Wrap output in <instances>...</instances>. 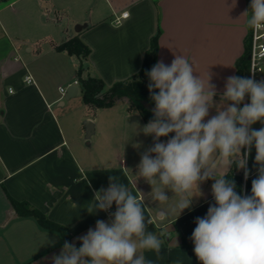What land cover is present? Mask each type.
Listing matches in <instances>:
<instances>
[{"label":"crops","instance_id":"0c3cea01","mask_svg":"<svg viewBox=\"0 0 264 264\" xmlns=\"http://www.w3.org/2000/svg\"><path fill=\"white\" fill-rule=\"evenodd\" d=\"M250 4L251 0L0 1V264H53L51 258L63 248L59 232L42 227L33 216L18 215L10 196L68 227L72 243L81 244L79 237L95 229L97 220L110 222L116 210L113 203L111 212H87L94 193L109 187L110 175L144 200L147 231L163 240L159 258L145 251L146 259L154 264H197L180 241L194 246L190 237L195 220L215 203L214 181L200 184L201 195L181 213L175 207L179 196L169 190V201H153L148 195L151 185L135 175L141 155L154 146L153 136L140 131L148 122L126 104L87 106L76 76L79 57L55 49V44L78 36L91 49L86 59L90 72L108 88L138 73L159 31L156 63L170 66L175 55L185 56L195 76L207 79L210 74L218 93L214 103L219 104L226 78L236 76L237 62L249 49L251 28L242 14L250 11ZM124 11L128 16L114 24V17ZM77 23L87 26L76 32ZM27 74L31 83L25 80ZM72 84L78 91L65 99L60 87L66 91ZM215 114L216 109H210L205 120ZM85 119L94 122L88 144ZM262 126L257 122L252 128ZM255 155L253 147L247 164L252 179L258 175ZM236 171L244 175L243 169ZM193 194L199 195L195 189ZM160 212L167 214L165 219L158 218Z\"/></svg>","mask_w":264,"mask_h":264},{"label":"clouds","instance_id":"9594fccd","mask_svg":"<svg viewBox=\"0 0 264 264\" xmlns=\"http://www.w3.org/2000/svg\"><path fill=\"white\" fill-rule=\"evenodd\" d=\"M242 16L248 17L249 28L264 27V0H251L250 11ZM194 71L188 58L175 55L170 66L158 61L146 72L154 118L142 128L136 126L153 136L154 146L141 155L135 175L151 185L148 195L153 201H169L166 190L179 196L175 207L180 213L201 195L199 185L213 180L215 203L196 218L190 237L196 258L200 264H264V126L252 128L257 122L264 125V80L229 76L215 104L218 93L210 74L204 79ZM246 97L250 103H244ZM212 108L216 114L205 120ZM170 133L175 135L160 141ZM253 147L258 175L251 194L241 195L227 173L235 166L244 170L247 180ZM113 203L111 221L97 220L95 229L78 238L79 248L66 241L51 258L53 264H154L144 252L153 251L159 258L163 240L147 231L144 200L110 175L109 187L94 193L87 212L108 211ZM166 215L160 212L158 218Z\"/></svg>","mask_w":264,"mask_h":264},{"label":"trees","instance_id":"16d2710c","mask_svg":"<svg viewBox=\"0 0 264 264\" xmlns=\"http://www.w3.org/2000/svg\"><path fill=\"white\" fill-rule=\"evenodd\" d=\"M8 1V0H0ZM158 36L159 31L151 38L150 46L146 50L143 63L137 74L122 80H118L106 88L105 82L98 76H90L89 66L86 64V59L89 56L91 49L78 36H73L63 40L61 43L55 44V49L59 51H67L70 54H75L79 57L80 63L76 70L78 83L82 91L84 103L92 109L110 107L117 104H126L130 111H138L143 116L144 120L149 122L153 117L154 101L150 99L148 84L150 83L146 72L156 64L158 51ZM248 48H246L243 57L237 62L236 76L248 77ZM242 105V104H241ZM240 105V106H241ZM172 135L171 133L169 136ZM167 138L161 137L160 140ZM227 178L233 179L236 183V191L243 195L251 194L252 178L247 180L243 178L240 172L233 169L227 174ZM10 202L20 216H33L37 222L44 228L55 230L60 233L62 243H72V234L68 227L51 220L44 212L37 207L31 205L27 201H20L10 196ZM77 248L81 244L75 245ZM180 246L186 249L189 254L195 259L197 264L200 261L194 253V246L181 239ZM30 264V263H26Z\"/></svg>","mask_w":264,"mask_h":264},{"label":"built area","instance_id":"2783aa9c","mask_svg":"<svg viewBox=\"0 0 264 264\" xmlns=\"http://www.w3.org/2000/svg\"><path fill=\"white\" fill-rule=\"evenodd\" d=\"M128 16V12L124 11L113 19V23L120 25L122 20ZM248 78H254L256 81L264 80V27L260 29H252L250 33V44L248 49ZM27 83H31L33 78L30 74L25 76ZM62 93L65 88L60 87ZM245 103H250L248 97L245 98ZM245 179V177H244ZM244 195V193H243ZM112 208L108 210L111 212Z\"/></svg>","mask_w":264,"mask_h":264},{"label":"water","instance_id":"95a60500","mask_svg":"<svg viewBox=\"0 0 264 264\" xmlns=\"http://www.w3.org/2000/svg\"><path fill=\"white\" fill-rule=\"evenodd\" d=\"M85 26H87V24H82V23H77L75 25V30L76 32L81 31ZM90 76H94V73L91 72ZM78 91V85L77 84H72L70 86L67 87L66 91H65V95L64 98L68 99L72 96H74ZM84 125H85V137L87 139V143H89V138L90 136L94 133V122L91 119H85L84 121ZM173 136L175 135V133H171Z\"/></svg>","mask_w":264,"mask_h":264},{"label":"rangeland","instance_id":"374dc122","mask_svg":"<svg viewBox=\"0 0 264 264\" xmlns=\"http://www.w3.org/2000/svg\"><path fill=\"white\" fill-rule=\"evenodd\" d=\"M0 28H1V26H0ZM1 30V29H0ZM30 46H33V45H31V44H29ZM33 48V47H32ZM24 49V48H23ZM21 52H24L23 50L21 51ZM26 53V52H25ZM26 55V54H25ZM93 136V134L90 136V138H89V141L91 140V137ZM85 143L86 144H88L87 143V139L85 140ZM243 178H244V175H243Z\"/></svg>","mask_w":264,"mask_h":264}]
</instances>
